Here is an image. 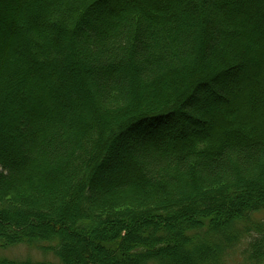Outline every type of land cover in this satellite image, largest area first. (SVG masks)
<instances>
[{
	"label": "trees",
	"instance_id": "trees-1",
	"mask_svg": "<svg viewBox=\"0 0 264 264\" xmlns=\"http://www.w3.org/2000/svg\"><path fill=\"white\" fill-rule=\"evenodd\" d=\"M181 11L193 30L174 19ZM1 46L0 248L24 244L58 262L0 264H225L244 238L245 262L264 264V0H0ZM129 63L133 74L113 69ZM232 70L242 81L198 109L208 122L182 115L190 92ZM182 120L204 129L189 136ZM142 122L170 139L138 140L95 186L107 138ZM99 230L107 244L92 242ZM71 236L97 247L75 249Z\"/></svg>",
	"mask_w": 264,
	"mask_h": 264
},
{
	"label": "rangeland",
	"instance_id": "rangeland-1",
	"mask_svg": "<svg viewBox=\"0 0 264 264\" xmlns=\"http://www.w3.org/2000/svg\"><path fill=\"white\" fill-rule=\"evenodd\" d=\"M17 1V0H16ZM9 10L12 11L13 10V6L10 5L9 6ZM36 11H33V13ZM95 12V11H94ZM94 12H92L90 15L87 16V22L89 24V26H92L93 24H95L100 17L99 16H105L106 15V9L103 8H98L96 9V15L97 13L99 14V16H95ZM183 11H181V14H178V16H175L174 19H177V21L181 24V27H190L191 30H193L195 28V25L193 23L194 19L193 17H191L190 15H186L185 13H182ZM12 21L16 22L14 20V15L12 14ZM191 24V25H190ZM250 24V23H248ZM19 25L21 26V28H23L24 24L19 23ZM253 29H257V23H255L254 28ZM198 32V31H197ZM16 31H14L13 33L9 32L8 37L10 36H14L11 43L13 44L14 42H17V38H16ZM12 34V35H11ZM166 40L168 45L170 46V48L175 51L176 53H178L180 50L179 48V40L176 38V36L174 34L171 33H166ZM198 40V36L195 35V37L191 40V41H182V45H185L186 47H191L195 44ZM3 47H0V52L3 54ZM190 50H192V53H194V49L190 48ZM191 53V52H190ZM58 56V55H57ZM57 56L55 57L54 60L57 61ZM188 56V55H187ZM55 61V62H56ZM57 64L53 65L55 68ZM113 69H116L118 72L120 73H124V72H128V73H132L133 74V68H132V63H129V65L126 68H122L121 66H115L113 67ZM229 70V69H227ZM220 70L217 72L219 73ZM217 73H215L214 75H216ZM83 74L86 76V72H83ZM209 80V79H208ZM88 81V79H87ZM242 81V77L239 73V70L237 71H228L226 73H224V75H221L220 77L217 78L216 81H207L205 83L206 86H204V84H201L202 86L199 87L198 92L193 91L190 92V97L186 96V98H184V109H181V113L182 115L187 114L188 116H191L192 118H197L200 120H204L208 122V118L206 116H204L202 113H200V111L198 109H202L205 110L209 107L210 104L212 103H217L220 102L221 100L214 98L213 95H215L216 97L219 96L220 99L225 98V96L223 97L224 94V90L227 88L232 90V86L238 82ZM42 86L41 85H33L30 88V92L32 94L36 93V91H40L42 90ZM191 91V90H190ZM61 93V91H55L54 89L52 90V95H54V93ZM71 91L69 92V94L67 95V98L71 95ZM63 94V93H62ZM199 94V98L196 97V95ZM187 97H189L187 99ZM54 100H56L55 96L53 98ZM182 100V101H183ZM32 105V102L30 103ZM190 108V109H189ZM64 109V117L68 116V113L70 111H72L73 108H69L68 109ZM200 109V110H201ZM193 110V111H192ZM185 112V114H184ZM62 117V116H61ZM60 117V118H61ZM62 119H60L61 121ZM182 122V130L185 134L189 135V136H196V133L202 131L204 129V127L201 126H196V125H192V123L189 122H185L184 120L181 121ZM206 122V123H207ZM184 123V125H183ZM54 124V123H51ZM180 124V120L178 121L177 125ZM176 125V124H175ZM192 125V126H191ZM207 125V124H206ZM205 125V126H206ZM51 126V125H50ZM151 128L152 123L149 125ZM141 132V131H139ZM137 132V130L135 129L134 131H132L129 136L127 137H120L117 134H114V136H109L106 140V142L109 141H113V143H115V151L112 153L111 158H109L107 164L105 166H103L102 168H100L99 173L97 174L96 178L93 180V183L95 186H100L103 185L105 183H107V173L114 167L116 166V164L118 163V161L120 162L121 160L123 161H127L128 160V156L131 154V151H133L137 145V141L138 140H144L143 143L150 144L151 146H156L157 144H164L166 142V139H170V135H172L171 133H167V134H161V136L157 135L154 136V133L151 132L149 133V135H147L146 133H139ZM137 133V134H136ZM176 133H179L178 130L176 131ZM175 133V134H176ZM174 134V133H173ZM174 134V135H175ZM145 136V139H143ZM147 136V137H146ZM159 136V137H158ZM120 137V138H119ZM140 141V142H141ZM12 147L13 148H17L16 144L12 143ZM118 155L120 157V159H118ZM119 165L114 169H118ZM86 190H85V193ZM257 218L258 219H262L264 218V212L261 214H257ZM256 219V218H255ZM257 220V219H256ZM40 223V222H39ZM143 231L146 230H137V233H142ZM136 232V231H135ZM98 237L96 236H92V242H96L98 244V246L100 245V243L105 242V244H107L109 241L108 237L105 233L101 232L99 230ZM248 241H250V239L248 238H244L240 241V243L238 245H236V247H234V249H232V251L228 254V257L226 258V262L225 264H247L245 262V255H244V251L247 247V243ZM71 246H73L75 249L82 247V245L84 246V249L86 250H90L92 251V249L94 247H97V245H89L88 242H81V240H79L78 236H71V238L67 241ZM101 247V246H100ZM175 250H178V246L174 247ZM174 248H172V250H174ZM188 250V247H185V249L183 251H179V253H186V251ZM82 257L84 258V255H82ZM0 258H6L8 260L11 261H24V260H32V261H52L57 263L58 260L57 258H55L51 253H46L43 252L42 250L36 248V247H30L24 244H18L15 246H11L5 249H1L0 248ZM103 258V263L105 262H109V264H118V260H110L109 257H105L102 256Z\"/></svg>",
	"mask_w": 264,
	"mask_h": 264
},
{
	"label": "bare ground",
	"instance_id": "bare-ground-1",
	"mask_svg": "<svg viewBox=\"0 0 264 264\" xmlns=\"http://www.w3.org/2000/svg\"><path fill=\"white\" fill-rule=\"evenodd\" d=\"M180 117H181V113H177L175 116H174V119H173V125H177L178 121L180 120ZM146 125H145V122H142L140 127L137 130L138 131H141L143 130L142 128H144ZM115 151V143H113L112 141V145H111V156H112V153Z\"/></svg>",
	"mask_w": 264,
	"mask_h": 264
}]
</instances>
